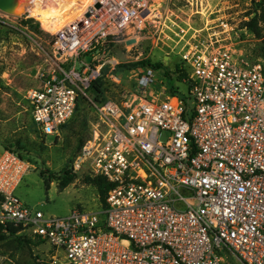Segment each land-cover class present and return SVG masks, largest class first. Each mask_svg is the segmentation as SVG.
I'll return each instance as SVG.
<instances>
[{
    "label": "built area",
    "instance_id": "1",
    "mask_svg": "<svg viewBox=\"0 0 264 264\" xmlns=\"http://www.w3.org/2000/svg\"><path fill=\"white\" fill-rule=\"evenodd\" d=\"M231 10L229 0H91L25 96L41 134L69 122L105 68L98 48L121 36L137 43L147 30L177 50L188 95L169 94L166 69L146 66L122 99L88 97L96 119L72 170L112 185L96 210L57 217L24 204L16 191L31 164L4 151L0 225L68 264H264V70L245 60L239 33L251 32Z\"/></svg>",
    "mask_w": 264,
    "mask_h": 264
},
{
    "label": "rangeland",
    "instance_id": "2",
    "mask_svg": "<svg viewBox=\"0 0 264 264\" xmlns=\"http://www.w3.org/2000/svg\"><path fill=\"white\" fill-rule=\"evenodd\" d=\"M229 1L233 23L239 28L253 17L259 20L261 35L253 31L248 35L239 34L245 60L260 63L264 70V0ZM57 38L33 17L15 16L0 10V153L13 151L31 164L30 173L16 191L20 200L48 216L64 217L75 209H99L101 201L97 187L88 180L90 176L86 172L76 173L67 188L60 187L63 173L72 171L73 162L90 137L95 112L89 105V93L80 95L74 115L55 136H44L38 131L25 99L27 91L36 86L38 69H48L52 64L50 58ZM156 40L157 37L146 30L137 43L128 45L127 36H121L98 48L109 72L110 96L119 100L133 90L131 71L120 75L118 81L113 79L120 65L145 62L151 66L165 65L172 70L182 61L175 53L177 50L172 52L162 44L157 45ZM177 85L183 94L188 95L186 85L181 82ZM26 240L32 243H26ZM67 262L63 251H57L47 243L40 244L25 231L0 242V264ZM230 263L240 264L232 257Z\"/></svg>",
    "mask_w": 264,
    "mask_h": 264
},
{
    "label": "trees",
    "instance_id": "3",
    "mask_svg": "<svg viewBox=\"0 0 264 264\" xmlns=\"http://www.w3.org/2000/svg\"><path fill=\"white\" fill-rule=\"evenodd\" d=\"M264 11V8H263ZM246 25L251 29L250 31H253L257 35L262 34V28L260 27L259 20L257 17H253L251 21L247 22ZM151 65H146L145 62H140L132 65H120L119 70L116 72V76L119 77L120 75L127 73L129 71L135 70L140 67H146ZM152 67H164L166 69L167 75V89L168 93L175 95L179 92V87L177 85L178 82L182 81L184 77L187 75V70H181L180 65H175L174 71H171L170 69H167L165 65H156ZM111 74V73H110ZM109 76L108 68L105 67L102 75L99 79H97L95 82H93L90 86V88L87 90L89 93L90 98L96 103V104H102L106 102L109 99L117 100L114 98V96L109 95V86L111 82L107 80V77ZM113 86H116L112 84ZM117 88H121V86H116ZM79 101V99H78ZM78 105V103H77ZM89 105L93 111H95L93 105L89 101ZM77 109V107H76ZM96 117L93 121H95ZM67 125V124H66ZM64 125L62 129L66 126ZM45 136V135H44ZM76 173L72 171H65L60 179V187L61 188H67L70 184L73 183ZM88 180L97 187L99 197L101 204H106V197L110 189L112 188V185L103 177H90ZM22 231L21 227L10 225L8 227H3L0 225V242L4 241L8 236H15L18 232ZM40 244H45V241L38 240ZM26 243L31 244V241L26 240Z\"/></svg>",
    "mask_w": 264,
    "mask_h": 264
},
{
    "label": "bare ground",
    "instance_id": "4",
    "mask_svg": "<svg viewBox=\"0 0 264 264\" xmlns=\"http://www.w3.org/2000/svg\"><path fill=\"white\" fill-rule=\"evenodd\" d=\"M91 0H16L13 15H28L52 34L59 33L87 8Z\"/></svg>",
    "mask_w": 264,
    "mask_h": 264
},
{
    "label": "water",
    "instance_id": "5",
    "mask_svg": "<svg viewBox=\"0 0 264 264\" xmlns=\"http://www.w3.org/2000/svg\"><path fill=\"white\" fill-rule=\"evenodd\" d=\"M16 0H0V10L6 13H12L13 7H14V3ZM97 7H99V5H96ZM135 39H131L129 41H127V44H133L135 43ZM168 58V57H167ZM92 60V56L91 55H87L86 56V61L88 63H90Z\"/></svg>",
    "mask_w": 264,
    "mask_h": 264
},
{
    "label": "crops",
    "instance_id": "6",
    "mask_svg": "<svg viewBox=\"0 0 264 264\" xmlns=\"http://www.w3.org/2000/svg\"><path fill=\"white\" fill-rule=\"evenodd\" d=\"M36 87H39V81L36 79V86L35 87H32V88H36ZM2 154V152L0 153V155Z\"/></svg>",
    "mask_w": 264,
    "mask_h": 264
}]
</instances>
